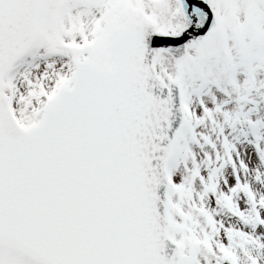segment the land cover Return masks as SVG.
<instances>
[{"label": "snow or ice", "instance_id": "6c2138e0", "mask_svg": "<svg viewBox=\"0 0 264 264\" xmlns=\"http://www.w3.org/2000/svg\"><path fill=\"white\" fill-rule=\"evenodd\" d=\"M0 264H264V0H0Z\"/></svg>", "mask_w": 264, "mask_h": 264}]
</instances>
